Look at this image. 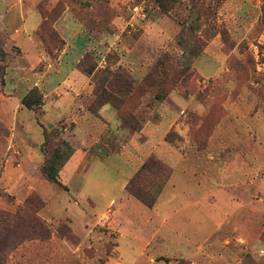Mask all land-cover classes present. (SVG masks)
Wrapping results in <instances>:
<instances>
[{
	"label": "rangeland",
	"instance_id": "1",
	"mask_svg": "<svg viewBox=\"0 0 264 264\" xmlns=\"http://www.w3.org/2000/svg\"><path fill=\"white\" fill-rule=\"evenodd\" d=\"M1 3L0 264H264V0ZM163 107L178 117L145 151ZM124 146L139 156L125 188L104 162L92 178L112 196L83 207V172ZM165 218L182 234L152 239Z\"/></svg>",
	"mask_w": 264,
	"mask_h": 264
},
{
	"label": "crops",
	"instance_id": "2",
	"mask_svg": "<svg viewBox=\"0 0 264 264\" xmlns=\"http://www.w3.org/2000/svg\"><path fill=\"white\" fill-rule=\"evenodd\" d=\"M14 6L17 7V4L14 5ZM3 8L4 9L7 8L6 3H1L0 4V13H2V14H0V22L6 23L7 13L5 12V10H3ZM15 11H14V13H15ZM66 11L69 12V6H67V10ZM69 14H67V16H69ZM15 16H17L16 19H17V22L19 24H21L23 22V19L26 21V17H25L24 14L19 15V13L16 12ZM19 16H20V18H19ZM21 18H22V21H21ZM40 20H41L40 17L38 16V14H36V15H33V16L29 17V19L27 20L26 23H33V22L37 23ZM73 22H74L73 20H69V22L67 21V23H68L67 27H66L67 28V32L69 31V29L71 31H73V26H72V28H71V26H69V23H70V25H72ZM75 81H77V80H75ZM79 83H81V82L79 81ZM72 85H73L74 89H78L81 86L80 84L75 83V82H73ZM67 93H70V91H67ZM58 98L53 99L50 103H47L46 104L47 108L50 107L51 109L60 111L61 110V105L64 102L68 103V104L70 102L68 100H64V97H62L60 99H58ZM104 111L109 112V116L110 117L115 114L113 109H110L109 107L104 109ZM59 114L61 115L62 113H59ZM159 114H160V118H159V120L156 123L150 121L142 129V133H145L148 136V139L146 140L145 145L143 146L145 151H152L153 149L154 150L158 149L161 137H163L165 132L171 127V123L173 121H175L177 119V117H178V113L172 111L168 107H163L160 110ZM85 118H82V119L84 120ZM78 120H80V119H78ZM78 120H76L77 124H76V127H75V132H76L77 135L80 134V135H85L86 136L88 134V131H87L85 125L83 126V124L80 123V121H78ZM126 147L127 146H124L121 149L120 152L109 154V155H107L104 158H95L92 161V164H91L90 168L88 170H86L85 172H83V176H82V179H83L82 181L83 182L79 186V188H77V193H76V195L78 197V200L81 201L83 207H84V205H86V206L88 205V201L89 200H92V202L94 204V206L92 207L93 210L94 211H98L97 205L100 208V204L97 202V200H100L101 198H107L108 199L109 196H112V189L111 188L102 187V176H97L95 179L92 178L91 169L93 167H96V168L102 167L104 162L105 163H109V164L110 163L111 164H115V165L119 166L120 167V169L118 168L119 171L123 170V172L121 173V176L125 179V183L123 185L124 188H125L127 176H129L131 174V172L134 171L137 168V164L139 163V161L137 160V158L139 156L135 155L134 152L129 151ZM129 152L132 153L131 157L128 156ZM82 158H83V156L80 153H75L72 156V158L69 160L67 165L68 166L70 164H73V165L77 164L78 165V164H80L82 162ZM119 159L123 160L124 166L119 165ZM124 191H125V189H124ZM113 199L114 198H112L111 200H113ZM165 203H167V202H165ZM106 206H108V204H106L104 206L105 209H106ZM181 211H184V210H180V211H177L175 213L178 214ZM151 213L155 214V213H157V211H151ZM194 216H195V212H194ZM169 219L170 218H165L163 220L164 224H161V226L159 225V226H157L155 228L154 227L152 228V230H151V233H153L152 239H155L157 236H159V234H158L159 230H161V228L163 226L167 225V224H168L169 228L171 230H173L174 232H179V233L181 232L179 230V228H178L179 226H177L175 224L172 225V223H170ZM152 220L153 219L150 216V218H148L146 221H148V222H150L152 224ZM181 234H182V232H181ZM164 240H165V242H168L167 238L164 239Z\"/></svg>",
	"mask_w": 264,
	"mask_h": 264
},
{
	"label": "trees",
	"instance_id": "3",
	"mask_svg": "<svg viewBox=\"0 0 264 264\" xmlns=\"http://www.w3.org/2000/svg\"><path fill=\"white\" fill-rule=\"evenodd\" d=\"M35 90H33V92H34ZM32 92V93H33ZM41 100V98H40V96H38L37 97V99H31L30 98V95L28 94V95H25L24 97H23V99H22V103L23 104H25L26 106H28V107H31V106H33V105H35V104H38V102ZM53 169H52V167H51V169H49V171H48V173H47V169L46 168H44V172H46L47 173V175H48V179L49 180H51V181H53V182H56V183H60L59 182V180H58V171L56 170V171H52ZM12 215L11 214H9V213H7V212H4V211H0V238L2 237V236H5V234L7 233H5V231H8L9 230V228L11 227L10 225H7L6 223L8 222V220H9V218L11 217ZM16 219H17V217H15ZM35 221H37V220H35ZM35 223H37V222H35ZM35 223H33V224H35ZM16 226V224H14L13 223V228ZM30 228H32L33 230L34 229H36L37 228V224H35V225H32V227H30ZM3 250V247H1L0 246V252ZM0 258H1V256H0Z\"/></svg>",
	"mask_w": 264,
	"mask_h": 264
}]
</instances>
